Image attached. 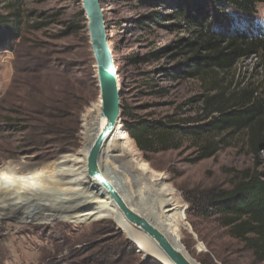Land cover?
Returning a JSON list of instances; mask_svg holds the SVG:
<instances>
[{"label": "rangeland", "instance_id": "rangeland-1", "mask_svg": "<svg viewBox=\"0 0 264 264\" xmlns=\"http://www.w3.org/2000/svg\"><path fill=\"white\" fill-rule=\"evenodd\" d=\"M155 1L154 9L135 0L100 2L126 107L122 125L134 118H201L204 105L195 99L214 95L208 92L213 81L223 89L234 81L240 88L252 85L264 91L263 60H242L227 74L204 81L174 78L171 68L183 58L174 59V51L166 49L187 38L188 31L148 26L142 18L152 11L163 16L173 11L174 0ZM261 1L255 16L241 20L240 26L252 34L256 27L264 31ZM24 5L27 26L11 50L0 51V264H158L146 260V254L170 264L106 194L95 192L86 176L88 124L100 106V91L81 0H26ZM131 142L142 162L124 152L115 128L101 152L141 214L197 264H264L204 210L210 192L230 189L264 171V151L252 154L244 134L200 161L188 142L178 150L147 155ZM16 163L42 167L32 183L51 171L72 172L64 190L48 183L47 199L52 203L58 194L75 196L72 204L57 207L68 212L81 204L77 216L43 225L17 220L31 214L19 205L34 193L27 171L17 170Z\"/></svg>", "mask_w": 264, "mask_h": 264}, {"label": "trees", "instance_id": "trees-1", "mask_svg": "<svg viewBox=\"0 0 264 264\" xmlns=\"http://www.w3.org/2000/svg\"><path fill=\"white\" fill-rule=\"evenodd\" d=\"M135 1L151 9L156 7L155 0ZM174 1L171 15L152 11L142 18L148 26L188 31L187 38L176 39L166 49L174 51V59L183 58L171 68L174 78L203 81L215 78L227 74L251 56L263 60L264 68V31L256 27V33L252 34L240 26L242 19L249 20L256 15V5L261 0ZM25 2L0 0V51L11 50L27 26ZM170 21L167 26L163 25ZM220 83L212 82L208 92L214 95L195 99L204 105L205 114L201 118L166 116L161 120L134 118L123 125L117 123L115 129L124 152L142 162L131 140L144 155L178 150L188 142L197 148L195 160L200 161L230 147L240 134H244L252 154L257 156L264 151V91L252 85L240 88L234 81L223 89ZM120 102L124 114L122 95ZM204 204L206 216H216L229 236L243 242L252 252L256 262L264 261V171L248 175L230 189L210 192Z\"/></svg>", "mask_w": 264, "mask_h": 264}, {"label": "water", "instance_id": "water-1", "mask_svg": "<svg viewBox=\"0 0 264 264\" xmlns=\"http://www.w3.org/2000/svg\"><path fill=\"white\" fill-rule=\"evenodd\" d=\"M81 2L87 20L90 47L95 61L96 76L101 98L100 111L97 116L98 119L104 120L103 126L96 129L94 141L88 152L86 176L91 181L95 192L100 190L101 193L106 194L117 204L133 229L156 244L161 252L162 260L171 264H195V262L189 259L187 254L185 255L183 251L176 248L169 241L166 235L163 234L164 230L159 231L156 225L141 214V211L134 201L128 199L120 182L115 186L109 183L103 176V172L99 167L103 144L111 136L116 122L121 121V102L117 83V73L111 51L107 44L100 0H81ZM144 258L160 264L159 259L153 258L151 255H146Z\"/></svg>", "mask_w": 264, "mask_h": 264}, {"label": "crops", "instance_id": "crops-1", "mask_svg": "<svg viewBox=\"0 0 264 264\" xmlns=\"http://www.w3.org/2000/svg\"><path fill=\"white\" fill-rule=\"evenodd\" d=\"M38 168V173L32 177V178H28L25 175L26 179H31V183L30 184V190L33 191V195L34 197L29 198V200H25V201H32L34 198H39L41 201L45 202L46 207H47V211H39V209L37 208V206H33L32 210H29L28 212L30 213H36L39 214L40 217H45L42 220L41 219H35L33 222H26V223H31V224H35V225H43V224H49L51 223V221H66L69 220L72 217L77 216L79 210H80V205H77L73 210H69L68 212H66L63 208H59L57 207V205L60 204H64V203H68V204H72L71 202H73L76 197L74 196H67V197H62L60 195L62 194H58L55 199L52 200V203L48 202L47 196L50 195V190L47 188V186H49L48 183H52V184H56L58 185V187H61V189H65V180L71 176L72 172H66V173H62V174H54V172H48L50 175H41V180H36L35 183H32L34 178L41 172L42 167H37ZM17 170H19L17 168ZM43 170V169H42ZM61 176L64 180L60 181L57 177ZM34 184V185H33ZM63 189V190H64ZM21 203L19 206L25 210L24 208V202ZM59 214L60 216H55ZM19 220V219H17ZM20 221V220H19Z\"/></svg>", "mask_w": 264, "mask_h": 264}, {"label": "bare ground", "instance_id": "bare-ground-1", "mask_svg": "<svg viewBox=\"0 0 264 264\" xmlns=\"http://www.w3.org/2000/svg\"><path fill=\"white\" fill-rule=\"evenodd\" d=\"M118 87H119V85H118ZM100 98V97H99ZM100 106H101V98H100ZM100 106H99V108H98V111H97V113H95L94 115H93V117L90 119V121H89V124H88V131H89V146H88V151H89V149H90V147H91V145H92V143H93V141H94V137H95V131H96V129L98 128V127H102L103 126V124H104V120L103 119H98V113H99V111H100ZM120 121H117L116 122V125H117V123H119ZM116 125H115V127H116ZM114 127V128H115ZM113 131H114V129H113ZM113 133V132H112ZM112 135V134H111ZM110 138V137H109ZM108 138V139H109ZM107 139V140H108ZM106 140V141H107ZM102 153V152H101ZM16 166H17V168H19V169H25V171H27V173L25 174V176L26 177H28V178H32V177H34L37 173H38V168L37 167H34V166H27L26 164H22V163H16ZM99 167L101 168V170H102V172H103V176L105 177V179L109 182V183H111V184H113L114 186L115 185H118L119 184V181L116 179V177H115V175L113 174V172L109 169V166L107 165V163H105V161L103 160V157H101V159H100V163H99ZM108 171V172H107ZM60 181H63L64 179L61 177V176H58L57 177ZM124 192H125V194H127L126 193V191H125V189H124ZM128 196V195H127ZM129 199V198H128ZM116 206H117V204L115 203V202H113ZM24 208H25V211H29V210H32V207L33 206H37V208L39 209V211H47V207H46V204H45V202H43V201H41L39 198H34L32 201H25L24 202ZM117 208H118V211H119V213L121 214V216L123 217V218H125V219H127L126 217H125V215L123 214V212L121 211V209L117 206ZM55 216H60L59 214H57V215H55ZM43 219V218H45V217H40V215L39 214H36V213H31V214H28V213H26L24 216H22V217H19L18 219L20 220V221H22V222H24V221H26V222H33L35 219ZM157 229L159 230V231H162V229L159 227H157ZM137 233H138V235L139 236H141V237H146V236H142L138 231H137ZM163 234H165L166 235V233L164 232ZM166 237L169 239V237L166 235ZM151 241V240H150ZM169 241L176 247V248H178L179 250H181V251H183V253L186 255V253L184 252V250L182 249V247H178L177 245H175L170 239H169ZM151 243L152 244H154V245H156L153 241H151ZM146 255H151V254H146ZM146 255H144V257L146 256ZM153 258H155L153 255H151ZM161 258H162V255H161ZM191 261H193V262H195L194 260H192L191 258H189ZM160 261V264H162V261L161 260H159ZM171 264V263H170ZM195 264H197L196 262H195Z\"/></svg>", "mask_w": 264, "mask_h": 264}, {"label": "built area", "instance_id": "built-area-1", "mask_svg": "<svg viewBox=\"0 0 264 264\" xmlns=\"http://www.w3.org/2000/svg\"><path fill=\"white\" fill-rule=\"evenodd\" d=\"M247 60H249V61H251V60H255V62H258V61H259L258 58L255 57V56H251V57H249L248 59H245V61H247Z\"/></svg>", "mask_w": 264, "mask_h": 264}]
</instances>
